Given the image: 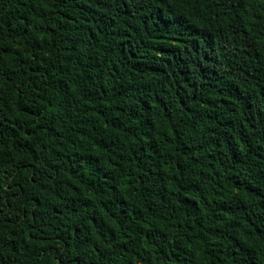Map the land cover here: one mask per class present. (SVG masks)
I'll use <instances>...</instances> for the list:
<instances>
[{
    "label": "trees",
    "instance_id": "obj_1",
    "mask_svg": "<svg viewBox=\"0 0 264 264\" xmlns=\"http://www.w3.org/2000/svg\"><path fill=\"white\" fill-rule=\"evenodd\" d=\"M0 264H264V0H0Z\"/></svg>",
    "mask_w": 264,
    "mask_h": 264
}]
</instances>
